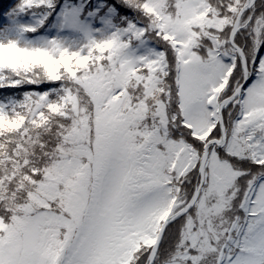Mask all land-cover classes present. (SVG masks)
Masks as SVG:
<instances>
[{
	"label": "snow or ice",
	"instance_id": "1",
	"mask_svg": "<svg viewBox=\"0 0 264 264\" xmlns=\"http://www.w3.org/2000/svg\"><path fill=\"white\" fill-rule=\"evenodd\" d=\"M0 264H264V0H0Z\"/></svg>",
	"mask_w": 264,
	"mask_h": 264
}]
</instances>
